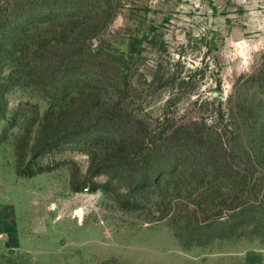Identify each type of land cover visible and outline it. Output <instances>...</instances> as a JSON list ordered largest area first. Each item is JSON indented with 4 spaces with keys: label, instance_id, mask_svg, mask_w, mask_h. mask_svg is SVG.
I'll use <instances>...</instances> for the list:
<instances>
[{
    "label": "rangeland",
    "instance_id": "1",
    "mask_svg": "<svg viewBox=\"0 0 264 264\" xmlns=\"http://www.w3.org/2000/svg\"><path fill=\"white\" fill-rule=\"evenodd\" d=\"M0 264H264V0H0Z\"/></svg>",
    "mask_w": 264,
    "mask_h": 264
}]
</instances>
